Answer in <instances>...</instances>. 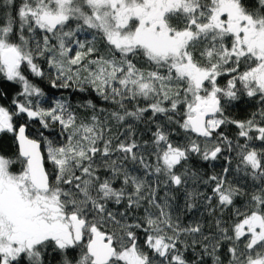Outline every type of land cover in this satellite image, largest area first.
<instances>
[{
	"label": "snow or ice",
	"instance_id": "6c2138e0",
	"mask_svg": "<svg viewBox=\"0 0 264 264\" xmlns=\"http://www.w3.org/2000/svg\"><path fill=\"white\" fill-rule=\"evenodd\" d=\"M0 264H264V0H0Z\"/></svg>",
	"mask_w": 264,
	"mask_h": 264
}]
</instances>
